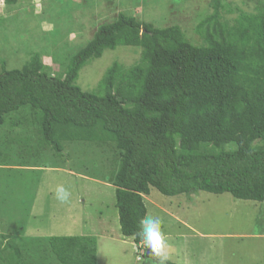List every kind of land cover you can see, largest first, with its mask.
Returning <instances> with one entry per match:
<instances>
[{
	"label": "trees",
	"instance_id": "obj_1",
	"mask_svg": "<svg viewBox=\"0 0 264 264\" xmlns=\"http://www.w3.org/2000/svg\"><path fill=\"white\" fill-rule=\"evenodd\" d=\"M211 7L196 28L198 46L177 26L118 14L70 58L62 77L50 76L38 55L0 72V128L26 109L38 148L61 155L64 143H83L110 153L120 233L138 248L150 188L166 197L202 191L264 203V147L257 145L264 144V0L232 24L222 20L221 0ZM119 46L139 48L138 61L128 69L114 63L95 91H81L79 71ZM0 264H96V241L19 239L0 229Z\"/></svg>",
	"mask_w": 264,
	"mask_h": 264
},
{
	"label": "rangeland",
	"instance_id": "obj_2",
	"mask_svg": "<svg viewBox=\"0 0 264 264\" xmlns=\"http://www.w3.org/2000/svg\"><path fill=\"white\" fill-rule=\"evenodd\" d=\"M262 1L221 0L222 20L232 24L239 11L254 14ZM211 13V0H16L13 6L0 2V72L19 70L38 55L50 76L62 77L70 58L98 27L118 14L157 28L177 26L189 43L198 46L201 39L196 28ZM139 52L125 46L104 51L79 71L76 86L83 92L95 91L114 63L128 69L138 61ZM33 123L25 109L10 114L0 128V165H25L23 170L0 171V178L37 183L35 208H29V197L16 194L13 203L5 202L17 207L13 216L0 209V228L19 239L25 237L22 231L16 232L19 226L25 227L27 236L95 234L97 264H159L155 256L146 261V247L138 248L120 233L114 188L107 182L110 153L83 143H64L61 155L40 149ZM257 145L264 147L262 142ZM58 184L71 192L67 203L55 198ZM143 203L147 216L162 221L168 262L264 264V203L202 191L166 197L154 188L143 196ZM30 209L31 217L18 214L22 210L30 214Z\"/></svg>",
	"mask_w": 264,
	"mask_h": 264
},
{
	"label": "crops",
	"instance_id": "obj_3",
	"mask_svg": "<svg viewBox=\"0 0 264 264\" xmlns=\"http://www.w3.org/2000/svg\"><path fill=\"white\" fill-rule=\"evenodd\" d=\"M13 169H19V170H23L25 169V165H20L19 167H13V168H9V166L7 165H4V164H1L0 165V171L2 172L4 170L5 173H9L10 170H13ZM33 170H36V169H33ZM25 175V174H24ZM17 182L18 183H15L13 179H11L10 177L9 178H5V176H3V178L1 177L0 178V209L1 208H5L7 210H9L10 212V216H13V212L15 209H17L16 206L14 207H10L7 203L5 202H11L13 203V201L15 200L16 198V194H19L21 193L22 195H25L27 197H29V200H30V207L32 209L35 208V198H36V189L35 191L34 188H36L37 186V183L33 184L32 181L30 180H18L17 179ZM34 185V187H33ZM35 192V193H33ZM20 207V206H19ZM18 207V208H19ZM30 209V214L27 212V210H22V212H19L18 214H23L25 215L26 217H31L32 216V211ZM5 212H7L6 210H4ZM20 216V215H18ZM2 232L6 233V234H9L8 230L6 228H0ZM16 230V229H15ZM23 232V234H25L23 238L25 239H46V238H49V237H42V236H36L38 235L39 233H34V234H28V232L26 231L25 227L23 226H19L17 227V230L16 232L17 233H20V232ZM26 231V233H25ZM93 235L95 234H86V235H80V236H89V237H93ZM159 263V262H157ZM96 264H97V249H96Z\"/></svg>",
	"mask_w": 264,
	"mask_h": 264
},
{
	"label": "clouds",
	"instance_id": "obj_4",
	"mask_svg": "<svg viewBox=\"0 0 264 264\" xmlns=\"http://www.w3.org/2000/svg\"><path fill=\"white\" fill-rule=\"evenodd\" d=\"M71 192L63 184L55 188V198L61 203H67ZM162 221L158 217L144 216L139 220L137 235L141 238L146 249H150L155 257L159 258V264H166L168 261V244L165 234L162 231Z\"/></svg>",
	"mask_w": 264,
	"mask_h": 264
},
{
	"label": "water",
	"instance_id": "obj_5",
	"mask_svg": "<svg viewBox=\"0 0 264 264\" xmlns=\"http://www.w3.org/2000/svg\"><path fill=\"white\" fill-rule=\"evenodd\" d=\"M153 256L154 255L152 254L151 250L150 249H146V253H145V256H144L145 260L149 261V260L152 259Z\"/></svg>",
	"mask_w": 264,
	"mask_h": 264
},
{
	"label": "built area",
	"instance_id": "obj_6",
	"mask_svg": "<svg viewBox=\"0 0 264 264\" xmlns=\"http://www.w3.org/2000/svg\"><path fill=\"white\" fill-rule=\"evenodd\" d=\"M145 246V245H144Z\"/></svg>",
	"mask_w": 264,
	"mask_h": 264
}]
</instances>
